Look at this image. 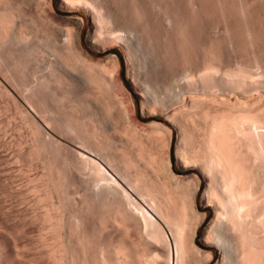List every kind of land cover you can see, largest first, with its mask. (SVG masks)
Here are the masks:
<instances>
[{
  "label": "bare ground",
  "instance_id": "bare-ground-1",
  "mask_svg": "<svg viewBox=\"0 0 264 264\" xmlns=\"http://www.w3.org/2000/svg\"><path fill=\"white\" fill-rule=\"evenodd\" d=\"M1 2L4 3L0 0V5ZM60 2L66 8L78 7L90 14L92 31L89 41L94 46L104 47L110 40L119 42L127 49L133 50L135 41L132 39L131 32L122 30V33H119V30L117 33V29L116 33H113L116 29L114 20L104 11L103 5L97 0H60ZM3 7V9H0V38L9 36L13 42L15 41L18 45H23L27 55L33 56V58L32 56L30 58L33 61L31 78L34 81L40 78L44 84L43 86L48 85L51 81L61 82V69L64 68L68 71V68H73L72 66L74 65L69 60L71 59L70 56H75L78 59L75 60L81 61L79 59H82L83 62H86L85 65L98 66L99 71H96V74L94 73V80L96 82L97 80L103 81V83H106V86L111 88L112 94H114L113 96L117 95L118 88L116 86L119 82L116 84V57L113 58L114 56L112 55L111 57L113 59L112 62L110 61L111 64H107L103 60H95L82 47L79 40L80 31L83 26L82 17L71 16L74 19V23L71 22L75 24V27L72 25L75 31H72L74 34L69 35L71 37L74 35L73 37L75 39L72 37L70 40L72 44H68L63 52L60 53L56 49L51 50L53 46L51 47L48 44L49 50L46 51L47 46H44L43 42V45L42 43H38L41 42L40 38L38 42L36 40H29L25 36L26 33L24 34V29L22 30L21 28L23 27L21 26L22 24L20 23V25L16 22L17 17L19 18L21 14L19 15L17 10H13L11 6V8H7V1ZM105 34L109 35L105 36ZM44 51H49L47 54L50 53V59L49 57L47 58L49 61L43 65L46 71L42 72V63H39L38 55ZM75 60L73 59L72 61ZM32 63L30 61V64ZM208 66L210 65L208 64ZM207 67L205 66L206 70L201 73L199 78V81L203 83V87H201V89L203 88L202 92H196L197 94L188 96L190 103L192 102L193 106H196V109L187 110L185 107L189 102L186 103V101L181 104L178 103L170 111L166 109L169 112L166 116V118L169 116L167 120L171 121L170 117L174 119L173 121L177 123L182 134L184 135L185 133V141L187 140L186 144L188 143V146L186 145L187 148L183 146L185 148L182 147V149L179 148L176 151L178 154L176 157H178V163L183 167L190 163L193 165L197 164L209 179L204 197L207 201L215 202V215L205 231L203 242L219 247L221 258L215 264H233L235 260L242 264H264V93L255 91L259 85L258 82L252 80V78L251 80L245 78L246 74L244 71V74L241 72H234L235 74H232L227 70L224 73H218L213 69L214 67L210 69ZM0 72L5 79H9L8 82L11 81L10 83L20 91V94H22L21 98H23L28 105L27 107H29L28 111V109L22 106L23 104L21 105L17 101L18 99L16 100L10 94L9 90L4 87V89L1 88L2 92L13 98L16 105L15 108L22 115V121H25V124H29L32 133L33 139L30 140L32 143H30L31 146L28 145L30 148L27 151L19 152L18 156L21 159H30V161L34 159L41 162V174L39 173L40 175H38L37 173L38 176L35 174L32 178L29 176L28 181L30 184L33 183L31 189L37 192L36 200L39 205L41 203L44 205V208L42 207L44 209L43 213L34 215V217L36 216V220L39 219L40 225L42 226L43 224L44 229H46L43 231H46L45 234H43L46 235L48 232L47 235L49 238L42 236V232L40 234L42 237L38 235V237H41L39 240L41 241L42 239V243H39V245L42 244V247L37 250H40V252L38 251L39 254H45H41V256L44 255L43 257L49 264L52 261V264H160L158 260L159 254L163 243H168V240L170 241V246H168L170 247V264H207L213 261V252L202 249L195 243L197 228L204 218V214L199 213V211L197 212L195 209V195L198 189V180L193 181V178H191L192 183L189 179L192 183L189 182L191 187L189 183V185L187 183L183 185L184 181L181 182V176L179 177L171 169L169 155L170 143L167 137L165 138L166 140L162 138L160 140L161 143L159 145L162 146V149H160V146L158 148L160 151H154L156 147H153L154 150H152L153 148L150 146L151 142L149 141L148 143L146 141L147 138L145 142L143 137V139L139 137L140 135L135 137V132L134 135H130V137L133 136L131 140L130 138L127 140L129 141L126 143L127 149L125 150V147L123 148L124 143L121 145V148L119 147V154L115 155L116 151L113 152V155L110 153V151H114L111 149L113 146L108 148L110 137L105 136L106 134L102 131L103 128L100 129L99 127L100 123L94 122V117L90 116L87 119H84L86 118L84 117V121L82 120V122L80 120L81 118L78 120L79 122H71L72 120L70 119L69 121L66 120L67 122L59 121V118L54 116L56 114H53L54 110H50V107H47L46 104L39 101L40 99H35L36 91H32L34 89L32 86L29 88L28 82H25L27 84L20 82L21 85H18L13 81L14 76L11 75L9 68L5 67V65L2 66V63H0ZM81 75L83 76V74ZM40 79L37 81H40ZM92 79L93 77L90 80ZM117 80L119 79L117 78ZM193 80L195 82L194 78ZM192 81L189 80L187 84V87L191 86V89L194 88H192V85L194 86L197 83ZM261 83H264V81L261 80ZM256 84L258 85L255 87ZM208 85H213L216 87V90ZM119 89L118 91L120 92L121 89ZM251 89L252 91H250ZM141 90L139 94L145 101L149 97H152L153 102L160 101L158 99V93L156 94L155 92L156 90H151L149 85ZM164 90L167 98L173 96L172 83H168ZM248 91L250 92L248 93ZM109 92L111 93V91ZM120 100L118 101L121 107L122 102ZM79 105L85 108L87 104L79 101ZM122 114L124 115V113ZM133 125L138 124L134 123ZM88 126H90L89 129L92 126V129L89 130ZM51 128L57 130L60 134L74 136V140L76 139L74 143L77 142V145L71 142L73 146H70L68 144L69 142H64L59 136H54L46 132L45 129ZM165 128L167 129V134L170 136V129ZM155 129L158 130L157 128ZM148 134L151 135V132ZM152 135H155L151 136L154 140L160 138L155 133H152ZM147 137L150 139L149 136ZM108 149L111 150L108 151ZM101 151H108V154L107 152L104 153L108 155L105 159L108 165H105V162L103 163L104 160L99 159L102 153ZM61 152H65L63 153L65 155L67 153L71 154L70 158L72 157L73 160L72 158L68 159L69 154L67 156H60ZM57 155H59V160L57 159ZM112 162L119 165L120 170H118L119 167H115V171H111L109 167H112ZM116 169L118 170L117 174L119 177L115 175ZM69 170L76 173L77 177L79 176V180H81L80 177L82 180L84 178L86 179L85 174L88 173L87 181H83L82 183L81 180L82 186L87 188L84 191H88L87 193L91 197L95 196V201H98V199V202L101 203L103 199L104 203L108 201L109 205L107 202L105 203L106 206L108 205V208L104 203L103 205L105 207L102 205L105 213L101 215L100 220L97 217V225L94 224L95 222L93 223L95 226V228L92 226L94 228L93 232L95 235H101L102 237L105 231L111 230L116 233V236L110 241L107 247H102L104 243L101 244L100 251L98 249L96 250V252L98 251L97 253L95 251L93 252L94 249L92 250L87 247L89 240L86 246L85 241L90 239L87 235L88 232L84 233L86 234L85 238L84 234H81L82 237H78L80 234H76L78 232L77 229L81 227V221L79 220L82 218L79 217V214L80 216L82 214H78L76 211L78 215L76 216L74 210V212H70V208H73L72 206L76 208L78 206L74 204L76 203L74 196V202L71 196V190H74V188L72 189L74 187L73 185L77 188L78 184L70 180L71 178L74 179V177H72L73 172H71L70 176V173H68ZM83 172L86 173L80 176L79 174H83ZM186 179L185 182H188V178ZM79 180L78 183L80 182ZM185 185L187 186L186 188ZM132 192H135L134 194L138 198L133 197ZM74 193H76L75 190ZM87 193H84V195L86 196ZM86 197L84 198L85 200H87ZM93 197L87 198L93 200ZM141 200L146 203V206L143 205ZM85 204L87 203L83 204L84 207ZM24 219L26 220V218ZM24 219L22 220L24 221ZM20 221L19 224L12 225L9 228L10 231H17V228H22L23 231L25 229L24 227H27L25 222ZM224 224L230 230L229 233L221 229V226ZM77 226L79 227L77 228ZM165 227H168L167 230L169 232ZM27 229L24 231L26 232ZM80 230L83 233L81 228ZM166 235L168 240L165 238ZM87 250H92V260L89 259L90 262L88 260L90 258L88 255L90 254H88ZM93 253L96 255L94 254L93 256ZM43 257L37 259L42 260ZM188 257H191L190 259L193 262H189ZM32 258L30 260L29 258L27 259L30 264H33V262L34 264H48L45 259L42 261L36 260L37 262H35V257ZM23 260L26 261L25 259ZM9 261L10 255L6 257L5 263Z\"/></svg>",
  "mask_w": 264,
  "mask_h": 264
},
{
  "label": "rangeland",
  "instance_id": "rangeland-1",
  "mask_svg": "<svg viewBox=\"0 0 264 264\" xmlns=\"http://www.w3.org/2000/svg\"><path fill=\"white\" fill-rule=\"evenodd\" d=\"M1 1L4 2H1V5H4L7 1V8L11 6L13 10H17L19 15L21 14L19 18L17 17L16 22L22 24H20L23 26L21 28L22 30L24 29V34L26 33L25 36H27L29 40H36L38 42L41 39V42L38 43L43 42L44 46H47V44L51 47L53 46L52 48L50 47L51 50L56 49V51L58 50V52L62 53L68 44H72V41L70 43V40L74 35L72 37L71 35L74 34L73 32L75 31V29H73L75 24H73L74 19L72 17L80 16L83 18V26L79 36L82 47L88 51L95 60L100 59L103 60V62H107V64H111L112 59L116 57V77L119 79L117 80L116 78V84L119 82L116 87L121 89H119L120 92L122 91L120 93L117 89L116 96H113L114 94H112L111 88L106 86V83H103L101 80H97V82L94 80V76L97 73L96 71H99L98 66H90L88 64H86V66V62H83L82 59H79L81 61H77L78 59L75 58V56L70 57L72 60H77H69L71 61V64L74 65L72 66L73 68H68V71L64 68L61 69L60 73L63 75H61V82L58 83L57 81H51L48 85L43 86L44 84L40 78H38L40 81H37L38 79H35L34 81L33 78H31V66L33 65L31 59L33 56L27 55L23 45H18L15 41L13 42L9 36H4V39L0 38V63H2V66L5 65V67L9 68L11 75L14 76L13 81L18 85H21L20 82H28L29 88L32 86L34 89L32 88L33 90H31L36 91L35 99H40L39 101H42L47 107H50V110H54L53 114H56L54 116L58 117L59 121L67 122L70 119L72 120L71 122H79L78 120L81 118L80 120L82 122V120L84 121V119H87L90 116L94 117V122L100 123L99 127L100 129L103 128L102 131L106 134L105 136L110 137L109 145H111H108V148L113 146L111 149L114 150L112 152L110 151L111 154L114 155L113 152L116 151L115 155L119 154V147L121 148V145L124 143L125 145L123 148L125 147L126 150V143L129 142L127 140L129 138L131 140V137L133 136L130 137V135H134L135 132V137L140 135L139 137H143L144 141L147 138L148 140L146 139V141H148V143L149 141L151 142L150 146L152 148L156 147L155 150L154 148L152 149L154 151L159 150L158 148L161 146L159 145L161 143V138L165 139L167 137L169 139V155L170 157L171 154L173 156V160L170 158L171 169L177 173L179 177L181 176V182L184 181L183 185L186 183L188 184L189 182L191 183V178H193V181L198 180V189L195 195V209L197 212L199 211V213H203L204 218L197 228L195 243L200 248L213 252L214 259L207 264H215L221 258L219 247L214 244L203 242L205 231L215 215V202L207 201L204 197L209 179L197 164L193 165L190 163L183 167L178 163V157H176L178 154L176 151H178L179 148L182 149L183 146L187 148L188 143L186 144L187 140L185 141V133L183 132L184 135L182 134L177 123L173 121L174 119L170 117L171 121H168L167 119L169 116L168 118H166V116L169 113L168 111L176 107L178 103L181 104L184 101H186V103L189 102L185 107L187 110L196 109V106H193L192 102V104L190 103V98L188 96L195 95L197 94L196 92H202L203 88L201 89V87H203V83H201L202 81H199V78L201 73L206 70L205 66L207 67L208 64L210 66L207 68L210 69L214 67L213 69L218 73H224L226 70L232 74H235L234 72L243 73L244 71L246 74V77L244 76L245 78H249V80L252 78V80L258 82L259 85H255V87L258 85L255 91H258L259 93L261 92L262 94L264 93V83H261V80L264 81V0H97L103 5L102 7H104V11L114 20V26H116V29L113 33H116L117 29V33L119 30V33H122V30L131 32L132 39L135 41L133 50L127 49L119 42H113L110 40H106L108 42L104 47L94 46L89 41L92 31V19L90 14L78 7L66 8L61 4L60 0ZM3 5L1 6L2 9L7 4L4 7ZM72 25L74 27H72ZM106 35L107 34H105V36ZM49 46L46 47V51L49 50ZM48 52L44 51L38 55L39 63H42V66L40 65L42 67V72L46 71V68L44 69L43 65L50 59V53L47 54ZM112 55L114 56L113 58L111 57ZM31 56L32 58H30ZM48 57L49 59H47ZM30 61L32 64H30ZM81 74H83V76ZM92 77L93 79L90 80ZM193 78L195 79V82ZM8 80L9 79H5L0 72V264H30L27 260L28 258L30 260V258L35 257L36 259L34 258V260L37 262L36 260H41L37 258H41L45 255L44 253H41L44 254L41 256V254H39L40 250H37L42 247V244L39 245L42 239L40 241L39 238L42 236L49 238L47 235L48 232L44 235L46 231H43L46 229H44L43 224L41 226V223L38 221L39 219L36 220L37 217H34V215H40V213H43L44 209H42V207L44 205L41 202V205H39L36 200L37 192L31 189L33 183L30 184L28 181L29 176L32 178L35 174L37 175V173L38 175L41 174L42 166L40 161L39 163L37 160L33 159L32 162L30 159H21L18 156L19 152L27 151L30 148V143H32L30 140L33 139L32 133L29 124H25V121H22V115L19 114L15 108L16 105L13 98L2 92L1 88L9 90L10 94L13 95L16 100L18 99L17 101H19L21 105L23 104L22 106L28 109V111L29 107H27L28 105L23 98H21L22 94H20V91L10 83L11 81L8 82ZM189 80H193L192 82L194 83L197 82L194 86L192 85V88L194 87L193 89L190 88L191 86L187 87ZM168 83H172L173 86L172 92L174 93L171 98H167V94L164 90ZM148 85L151 90H156L155 92L156 94L158 93L157 95H159L158 99H160V101L153 102L152 97L147 98V101H145V99L140 96L139 92L142 91L141 89L146 86L148 87ZM208 86L216 90V87L213 85ZM109 91H111V93ZM250 91H252V89ZM250 91H248V93ZM122 95L125 97L123 98ZM116 97L117 99H115ZM118 100L122 102V108L120 107L121 104ZM124 100L127 101V104H124ZM79 101L83 103L85 102V104H87L86 107H81ZM110 102L113 104L111 105ZM126 111L131 114L130 117ZM122 113L126 115L124 116ZM132 121L138 125H133L134 123ZM165 127L170 129V136L167 134V129ZM89 128L90 126H88V129ZM45 130L51 135L59 136L64 142H69L68 144L70 146H73V144L77 145V142L74 143L76 139L74 140V136L72 135L60 134L57 130H53V128ZM154 130L156 131L153 132ZM150 132L151 135L148 134ZM152 133L159 135L160 138L154 140L152 137V139L151 136H155L152 135ZM147 136H149L150 139ZM115 148L117 149L115 150ZM111 149H108V151ZM160 149H162V146ZM108 151H101L103 154H100L99 152L101 156L98 155L99 159L101 158L102 161L104 160L103 163L105 162V165H108L105 161L108 156ZM105 152H107V154H104ZM63 153L65 152H61L60 156H64L65 154ZM67 154L65 156H67ZM57 156V159L59 160V155ZM70 156L71 154L68 155V159L72 158H70ZM115 167H119L118 170H120V166L116 163L114 164V162H112V167L110 166L109 168L111 171H115ZM118 170L116 169V174L113 171L117 177H119L117 174ZM71 172L73 171L69 170L68 172L70 173V176ZM84 173L86 172L79 175L83 176ZM87 174H85L86 179L84 178V180L80 177L82 183L83 181H87ZM72 177H74V179L71 178L70 180H73L78 184L77 188L75 185L72 187V189L74 188L76 191V193H74V190H71L72 201L74 196V199L76 200V203L74 204L79 207L77 206L76 208L72 206L73 208H70V212L74 210L75 212L77 211L78 214H82V217L79 214V217L82 218L79 220L81 221V225L79 224L81 227L77 226L79 229H77L78 232L76 230V234H80L78 237H82L84 233L88 232L87 235L90 239L85 241L86 246L88 243L87 241L89 240V245L87 247L92 250L94 249L93 252L95 251V253H97L101 249V244L104 243L102 247H107L110 241L116 236V233L108 230L104 232L105 234L102 235V237L101 235L97 236L94 234V224L97 225L98 222L96 220L98 219L97 217H99L98 220H100L101 215L105 213L102 209L104 206V199L101 203L98 202L99 196L97 197L98 201H95V196V198L92 196L93 200L87 198L92 197L87 193L88 191L85 192L87 188L82 186L79 176L77 177V174L73 172ZM185 177L188 178V182H185L187 180ZM68 178L70 177L68 176ZM183 178L185 179L183 180ZM77 179L80 181L79 183ZM189 179L191 181H189ZM186 187L187 186L185 185V188ZM84 193H87L89 196L86 194V197ZM134 193L135 192L131 193L132 196L137 197ZM83 196H85L87 200H85V197ZM106 202L108 204V201ZM141 202L146 206V203L142 200ZM84 203H87L85 204V207L83 205ZM108 205L106 206L105 204L107 208ZM77 212L76 216H78ZM24 218H26V220ZM22 219H24V221ZM19 220L25 222L27 225V227H24L25 229L28 228L26 232L24 231V228L23 231L22 228H20L21 230L17 228V231H10L9 228L12 227V225L19 224ZM92 226H94V228ZM80 228L83 233H81ZM165 229L167 230L168 227H165ZM221 229L227 233L230 232L226 227V224L222 225ZM38 235L41 237H38ZM85 235L86 234H84V238ZM165 238L168 240L167 235ZM169 242L170 241L168 240V243L164 242V246L162 245L159 254L160 256L158 258L160 264H170ZM97 249L98 251L96 252ZM92 250H87L88 254H90L88 255L90 257L88 260H92ZM95 253H93V256ZM9 255L10 261L5 263V259L7 256L9 257ZM21 258L25 259L27 263ZM190 258L191 257L187 258L189 262H193ZM43 259L45 258L43 257ZM52 262H50V264H52ZM235 262H233V264H242L237 260H235ZM47 263L49 264V262Z\"/></svg>",
  "mask_w": 264,
  "mask_h": 264
},
{
  "label": "trees",
  "instance_id": "trees-1",
  "mask_svg": "<svg viewBox=\"0 0 264 264\" xmlns=\"http://www.w3.org/2000/svg\"><path fill=\"white\" fill-rule=\"evenodd\" d=\"M113 52H115V51H113ZM170 158H171V160H173V156H172V154H171V157H170Z\"/></svg>",
  "mask_w": 264,
  "mask_h": 264
}]
</instances>
